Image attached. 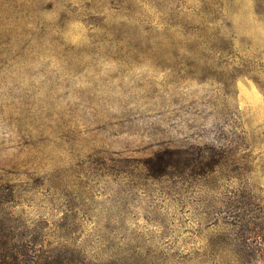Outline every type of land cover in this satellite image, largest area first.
Returning <instances> with one entry per match:
<instances>
[{
	"label": "rangeland",
	"instance_id": "obj_1",
	"mask_svg": "<svg viewBox=\"0 0 264 264\" xmlns=\"http://www.w3.org/2000/svg\"><path fill=\"white\" fill-rule=\"evenodd\" d=\"M253 229L264 0H0V235L264 264Z\"/></svg>",
	"mask_w": 264,
	"mask_h": 264
},
{
	"label": "trees",
	"instance_id": "obj_2",
	"mask_svg": "<svg viewBox=\"0 0 264 264\" xmlns=\"http://www.w3.org/2000/svg\"><path fill=\"white\" fill-rule=\"evenodd\" d=\"M253 244L250 253L264 256V234L253 229L251 235ZM37 241L35 239H22L14 235H0V264H145L142 256H134L133 260L122 259L98 261L88 258L83 252L69 251L67 248L58 251H48L44 254L37 253Z\"/></svg>",
	"mask_w": 264,
	"mask_h": 264
}]
</instances>
